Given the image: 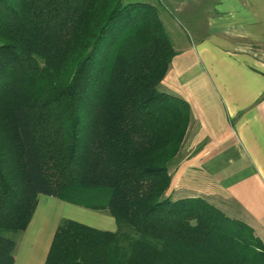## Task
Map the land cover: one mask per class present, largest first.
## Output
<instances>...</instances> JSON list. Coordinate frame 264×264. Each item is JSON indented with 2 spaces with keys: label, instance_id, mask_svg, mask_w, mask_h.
I'll list each match as a JSON object with an SVG mask.
<instances>
[{
  "label": "trees",
  "instance_id": "1",
  "mask_svg": "<svg viewBox=\"0 0 264 264\" xmlns=\"http://www.w3.org/2000/svg\"><path fill=\"white\" fill-rule=\"evenodd\" d=\"M161 6L0 0V264L41 196L115 219H71L45 264H264L247 223L202 197L174 200L190 104L160 89L176 56Z\"/></svg>",
  "mask_w": 264,
  "mask_h": 264
},
{
  "label": "crops",
  "instance_id": "2",
  "mask_svg": "<svg viewBox=\"0 0 264 264\" xmlns=\"http://www.w3.org/2000/svg\"><path fill=\"white\" fill-rule=\"evenodd\" d=\"M160 6L177 53L160 89L192 110L178 157L184 160L171 170L168 194L207 199L264 243V0H160ZM77 207L41 196L14 264L46 263L61 209L76 211L77 222L116 231L105 212Z\"/></svg>",
  "mask_w": 264,
  "mask_h": 264
},
{
  "label": "rangeland",
  "instance_id": "3",
  "mask_svg": "<svg viewBox=\"0 0 264 264\" xmlns=\"http://www.w3.org/2000/svg\"><path fill=\"white\" fill-rule=\"evenodd\" d=\"M132 2H136V1H146V0H131ZM158 1V5H160V0H157ZM260 54H261V56L264 58V51H262V52H259ZM185 155V154H184ZM182 160H184V159H180V158H178L176 161H175V163H174V167L177 165V164H179ZM173 167V168H174ZM76 208L77 209H79L77 206H76ZM80 208H83V207H80ZM86 209V208H85ZM88 211H90V212H93V213H97L98 211H93V210H89V209H87ZM76 213V211L74 212V211H72V210H60V212H59V215H61V221H63V220H65V219H63L62 217L63 216H65V218L66 219H73V220H76V221H78L77 220V217H76V215H74ZM98 213H102V212H98ZM106 213V212H105ZM107 215H109L108 213H106ZM108 217H112V216H108ZM111 219H113V218H111ZM115 221V220H114ZM115 223V229L117 230V224H116V222H114ZM11 237H13L15 240H16V242L18 243L19 241H20V239L22 238V236H23V233H19V234H16V235H10Z\"/></svg>",
  "mask_w": 264,
  "mask_h": 264
}]
</instances>
